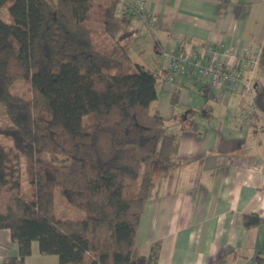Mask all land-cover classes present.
Here are the masks:
<instances>
[{"label": "trees", "instance_id": "obj_1", "mask_svg": "<svg viewBox=\"0 0 264 264\" xmlns=\"http://www.w3.org/2000/svg\"><path fill=\"white\" fill-rule=\"evenodd\" d=\"M95 2L0 0L11 18L0 17V104L10 121L0 136L12 141L0 144V230L18 245L3 264H27L34 243L59 264H156V253L141 254L138 231L161 174L179 164L180 138L152 110L156 72L116 46L128 3L108 0L96 20ZM257 65L264 72V43ZM20 80H29L30 98L16 92ZM253 104L263 123L264 78ZM24 174L32 201L20 193ZM56 190L85 218H58ZM262 222L242 215L247 228Z\"/></svg>", "mask_w": 264, "mask_h": 264}, {"label": "crops", "instance_id": "obj_2", "mask_svg": "<svg viewBox=\"0 0 264 264\" xmlns=\"http://www.w3.org/2000/svg\"><path fill=\"white\" fill-rule=\"evenodd\" d=\"M143 1L157 27L149 29L144 14L129 10L116 46L133 45L137 52L129 59L156 72L155 110L180 142L179 164L161 174L158 195L142 216L141 254L156 253V264H264V222L249 228L242 223L243 214L264 217V122L248 126L239 114L255 102L264 72L248 63L243 77L250 92L240 88L220 96L180 76L166 82L167 60L160 53L170 38L190 50L221 41L260 50L264 0ZM16 256L10 230H0V264ZM27 264H59V258L39 254L34 243Z\"/></svg>", "mask_w": 264, "mask_h": 264}, {"label": "built area", "instance_id": "obj_3", "mask_svg": "<svg viewBox=\"0 0 264 264\" xmlns=\"http://www.w3.org/2000/svg\"><path fill=\"white\" fill-rule=\"evenodd\" d=\"M134 10L146 16L145 24L149 29L158 25V18L147 10L143 0L122 6L120 13ZM161 55L167 60L166 82L173 83L176 76L186 82H202L208 90L220 91V96L227 92L242 89L250 92V84L243 77L248 63L257 65L260 50L248 47L235 48L231 44L208 42L200 50H190L170 38L161 49ZM222 98V97H221ZM240 118L244 124L257 127L262 118L256 106L241 108Z\"/></svg>", "mask_w": 264, "mask_h": 264}, {"label": "rangeland", "instance_id": "obj_4", "mask_svg": "<svg viewBox=\"0 0 264 264\" xmlns=\"http://www.w3.org/2000/svg\"><path fill=\"white\" fill-rule=\"evenodd\" d=\"M50 3H54L55 0H48ZM108 5V0H96L93 10L91 11V17L95 18L96 20H99L103 17L104 14V8ZM0 17L5 22H11V18L9 15V11L6 7L2 8L0 11ZM141 42V41H139ZM124 49V48H123ZM147 50V48H146ZM124 51V57L126 60L131 58L134 60L135 54L137 50L134 49L133 45H129L127 47V50ZM149 53V51H147ZM163 59V58H162ZM124 59V61H126ZM130 60V59H129ZM131 61V60H130ZM134 62V61H132ZM15 90L16 92L22 94L26 98H30V82L29 80H20L16 82L15 84ZM152 110H155V104H152ZM10 125V121L8 120V117L6 115L4 106L0 104V127L8 126ZM0 144H2L4 147L9 148L12 146V141L6 137V136H0ZM45 158H48L46 156ZM21 169L22 171L25 169V163L24 159L21 158ZM136 184L134 182H128L125 189H124V197L125 198H131L135 196L136 194ZM20 193L27 201H32L36 197V189L35 186L30 183L26 177V175H22L20 179ZM55 200V214L58 218L61 219H83L85 218V214L83 211L77 209L76 207L70 205L59 193L58 190L55 192L54 196Z\"/></svg>", "mask_w": 264, "mask_h": 264}]
</instances>
